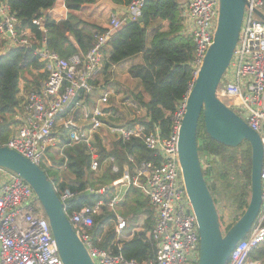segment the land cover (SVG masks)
<instances>
[{
    "label": "built area",
    "instance_id": "built-area-1",
    "mask_svg": "<svg viewBox=\"0 0 264 264\" xmlns=\"http://www.w3.org/2000/svg\"><path fill=\"white\" fill-rule=\"evenodd\" d=\"M145 1L131 0L123 18L112 15L105 32L96 35L87 51L62 57L48 47L45 35L35 41L29 28L16 33V18L10 14L8 4L0 0L1 37L12 46L37 43L33 53L43 61L47 73L37 89L20 96L22 99L16 112L18 122L0 146L13 149L40 166L49 147L60 141L56 127L58 117L64 111L67 115L61 132L71 144L83 143L88 147L92 171L102 166L96 153L95 136L100 135L103 128L122 140L141 139L148 150L161 156V162L157 166L152 162L141 163L132 178L124 168L122 176L114 182V189L118 185L127 189L132 184L141 189L154 209L155 223L149 232L156 247L152 258L138 262L123 256L119 238L125 222L120 217L116 218L114 226L117 253L94 243L93 217L100 214L104 205L102 201L68 214L66 202L72 194L66 189L59 195L63 208L94 264H197L199 234L184 189L177 143L187 95L213 42L219 0L183 2L182 31L194 43L193 57L189 62L192 73L185 96L172 113L167 136L162 135L157 125L145 134V127L139 123H107L106 120L113 116L110 111V97L114 95L112 87L100 89V96L90 102L92 92L99 87L92 83L94 76L103 73L107 41L127 17L137 20ZM32 23L46 32L42 18H35ZM217 97L259 134L263 147L261 205L249 232L236 244L226 264H264V259H249L250 253L264 240V0H247L237 43L217 89ZM125 104L133 110L130 120L144 116L143 109L136 103L128 100ZM107 161H113V157ZM112 171L117 172L118 167L113 165ZM122 196L118 189L105 205L114 207ZM134 231L132 229L127 239L134 235ZM0 264H63L48 219L33 189L17 174L4 168H0Z\"/></svg>",
    "mask_w": 264,
    "mask_h": 264
},
{
    "label": "trees",
    "instance_id": "trees-1",
    "mask_svg": "<svg viewBox=\"0 0 264 264\" xmlns=\"http://www.w3.org/2000/svg\"><path fill=\"white\" fill-rule=\"evenodd\" d=\"M1 1L8 4L10 14L16 18V33L29 28L35 41L41 40L45 35L48 47L62 57L87 51L96 35L105 32L100 25L84 18L81 12L84 6L93 4L96 0H64L67 17L58 21L49 13L55 0ZM110 1L127 6L131 0ZM182 11L183 3L179 0H146L140 10L142 21L135 20L122 25L107 41L103 73L94 76L92 83L99 87L92 92L90 102L97 98L100 89L111 88L113 66L123 65L128 59H132L127 67V74L135 81V86L126 91L124 98L141 107L144 116H137L127 124L143 125L145 134L157 125L162 135L167 136L172 113L185 96L192 73L189 62L193 57L194 43L182 31ZM35 18L43 19L45 33L32 23ZM6 41L0 35L1 143L8 139L12 128L18 122L16 112L20 103V79L25 78V86L29 90H35L47 77L43 61L33 53L37 43L30 46H12ZM66 115L67 111H64L61 116ZM58 135V151L50 154V157L53 163L63 167L71 177L54 183L58 185L57 194L60 195L66 189L72 194L66 202L68 214L102 201L104 205L100 214L93 217L92 232L99 237L95 244L117 253L114 229L104 235L100 228L101 224H108L116 219V214L105 205L115 194L114 182L122 176L124 168H127L128 175L132 178L141 163L152 162L157 166L161 162V156L148 150L139 138L122 140L114 137L107 144L100 134L95 137L96 153L102 166L99 170L92 171L89 167L91 157L88 147L83 143L71 144L62 132ZM197 142L198 153L204 154L208 165L203 174L225 232L244 213L250 200L251 145L243 140L232 147L213 140L205 132L202 114L197 126ZM110 156L113 161L108 162ZM129 156L133 157V161L129 160ZM113 165L118 167L117 172L112 171ZM50 171L54 178H48L55 182L58 170L50 167ZM45 173L47 174L46 171ZM86 189H91L92 193L81 196L80 193ZM116 206L125 222L123 231L127 233L135 229L131 238H119L123 256L138 262L151 258L155 246L149 232L155 223V211L147 197L140 188L131 184ZM249 258L264 259V240L250 253Z\"/></svg>",
    "mask_w": 264,
    "mask_h": 264
},
{
    "label": "water",
    "instance_id": "water-1",
    "mask_svg": "<svg viewBox=\"0 0 264 264\" xmlns=\"http://www.w3.org/2000/svg\"><path fill=\"white\" fill-rule=\"evenodd\" d=\"M246 5L247 0H219L213 42L205 53L187 95L186 109L178 132V162L199 234L197 264H226L236 244L249 232L261 204L263 147L259 134L218 98L216 93L237 43ZM258 14L261 16L259 12ZM137 21H142L140 15ZM131 22L129 16L123 25ZM201 114L205 132L210 138L232 147L246 140L252 149L250 200L244 213L225 232L222 230L198 153L197 126ZM0 168L17 174L35 192L56 240L62 263L94 264L45 171L6 146H0ZM90 193L92 190L86 189L80 195Z\"/></svg>",
    "mask_w": 264,
    "mask_h": 264
},
{
    "label": "rangeland",
    "instance_id": "rangeland-1",
    "mask_svg": "<svg viewBox=\"0 0 264 264\" xmlns=\"http://www.w3.org/2000/svg\"><path fill=\"white\" fill-rule=\"evenodd\" d=\"M106 19L110 20V13L109 12L106 13ZM125 67H126V64L125 65L123 64V65L117 67L114 70V72H113V70L111 72V77H110L111 78L110 79L111 80V85H110V87H112V89L114 91V95H111V97H110V104L112 105L111 106L112 110H110V111L113 113V116L109 117L106 120L107 123H111V122L127 123L131 119V116H132V111L133 110H132V108L130 109L125 104V102L128 101V99H125L124 97L126 95V91L128 92L130 89L134 88L135 81L132 78L128 77L127 70H126ZM25 83H26L25 78L22 77L20 79V81H19V84H20V87H21L20 88V93H19V99H20V96L22 97V95H24L30 89V88H27L25 86ZM99 92H97V96H99V94H100ZM64 120H65V116H61V117L59 116L58 117V125H57L56 128H57L58 132H60V133L62 131L61 129L63 127ZM100 134L104 137V140H105V142L107 144H110V140L112 138H114V136L111 135L106 128H103L101 130ZM54 149H56V151H57V149H58V145L57 144L54 145ZM199 156H200V161H201L202 168H203V170H206L208 165H207V162L205 161L204 154L202 153ZM40 166L49 175L48 168H47L46 164L44 163V161L41 163ZM63 172H64V174H62V176L63 177L66 176L65 180H68V177H71L70 173L67 172L65 169H64ZM118 189H120V194L123 195L126 187L125 186L122 187L121 185H118V186H116V189H114V191H117ZM117 208L118 207L114 205V207L108 208V209L113 211L116 214V217L119 216V217H121L123 219V217L117 211ZM114 226H115V220L112 221L111 223H108V224L107 223H103V224L100 225L101 232L104 235H106V233H108L110 229H114ZM222 230H224L223 227H222ZM130 232L126 233V232L123 231L122 234L120 235V237L122 239H127V236L130 234ZM92 237H93L94 243L98 242V239H99L98 235H95L94 233H92ZM250 260H254V259H250Z\"/></svg>",
    "mask_w": 264,
    "mask_h": 264
},
{
    "label": "crops",
    "instance_id": "crops-1",
    "mask_svg": "<svg viewBox=\"0 0 264 264\" xmlns=\"http://www.w3.org/2000/svg\"><path fill=\"white\" fill-rule=\"evenodd\" d=\"M185 0H179V2L183 3ZM82 15L84 18L88 19L91 22H94L98 25H100L102 28H107V26L110 23V20L106 19V13H110V18L112 15H116L117 17L123 18L126 14V6L118 5L113 3L110 0H96L95 3L89 4L84 6L82 9ZM50 15L53 17L55 20H62L67 17V9L65 6L64 0H55V3L53 7L49 10ZM6 42L9 43L7 40ZM132 59H128L126 62H124V65L126 64V70L128 65L131 63ZM121 65H115L113 66V72L114 70ZM19 88L20 84H19ZM29 91V90H28ZM100 96V95H99ZM98 97V96H97ZM22 99V98H20ZM58 151V149H57ZM56 149L54 147L50 148L47 150L44 158V163L46 164L47 168H49V175L48 177L50 179H53V172L50 171V167L52 169H57L58 170V175L55 176L57 179L55 182L53 181V184H57L61 182L63 179H66V176L63 177L62 174H64V168L61 166H58L57 163H53L50 157V154H56L57 153ZM58 186V185H56ZM115 192V191H114ZM115 195V194H114ZM115 244V242H114Z\"/></svg>",
    "mask_w": 264,
    "mask_h": 264
},
{
    "label": "bare ground",
    "instance_id": "bare-ground-1",
    "mask_svg": "<svg viewBox=\"0 0 264 264\" xmlns=\"http://www.w3.org/2000/svg\"><path fill=\"white\" fill-rule=\"evenodd\" d=\"M244 11H245V9H244ZM243 15H244V14H243ZM242 20H243V19H242ZM218 87H219V86H218ZM217 89H218V88H217ZM216 93H217V91H216ZM72 144H73V143H72ZM49 149H50V147H49ZM16 152H17V151H16ZM130 157L132 158V160L130 159ZM129 160H130V161H133V157H132V156H129ZM178 163H179V162H178ZM179 166H180V165H179ZM39 167H40V166H39ZM40 168H41V167H40ZM6 170H7V169H6ZM180 170H181V168H180ZM8 171H9V170H8ZM50 181H51V180H50ZM52 183H53V182H52ZM53 186H56V185L53 184ZM34 193H35V192H34ZM36 197H37V196H36ZM38 202H39V200H38ZM118 202H119V201H118ZM118 202H117V203H118ZM117 203L115 204V206L117 205ZM39 204H40V202H39ZM260 205H261V204H260ZM40 207H42L41 204H40ZM42 212L44 213L43 209H42ZM44 214H45V213H44ZM117 217H119V216H117ZM117 217H116V218H117ZM120 218H121V217H120ZM115 220H116V219H115ZM48 223H49V222H48ZM49 226H50V225H49ZM115 237H116V236H115ZM114 240L116 241V239H114ZM114 246H115V244H114ZM154 246H155V244H154ZM199 251H200V246H199ZM155 252H156V247H155V251H154L153 256L155 255ZM153 256H152V257H153ZM152 257H151V258H152ZM130 260H131V259H130ZM132 260H133V259H132Z\"/></svg>",
    "mask_w": 264,
    "mask_h": 264
}]
</instances>
